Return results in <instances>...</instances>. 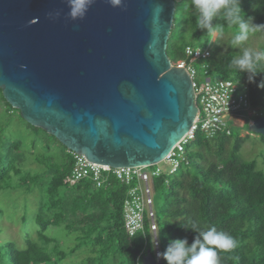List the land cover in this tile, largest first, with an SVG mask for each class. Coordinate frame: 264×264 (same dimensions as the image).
Instances as JSON below:
<instances>
[{"label":"water","instance_id":"1","mask_svg":"<svg viewBox=\"0 0 264 264\" xmlns=\"http://www.w3.org/2000/svg\"><path fill=\"white\" fill-rule=\"evenodd\" d=\"M161 6L162 11H157ZM61 10L58 19L47 13ZM177 0H0V88L30 125L112 168L162 162L199 114L189 73L167 48ZM264 136V116L249 122ZM144 264H164L152 253Z\"/></svg>","mask_w":264,"mask_h":264},{"label":"trees","instance_id":"2","mask_svg":"<svg viewBox=\"0 0 264 264\" xmlns=\"http://www.w3.org/2000/svg\"><path fill=\"white\" fill-rule=\"evenodd\" d=\"M181 2L177 0L167 48L174 64L185 59V46L206 48L211 46L214 36L200 29L196 11ZM241 8L246 18L250 16L254 23L264 24V0H241ZM214 23L237 29L223 20ZM233 58L235 56L227 50H212V77L240 80L248 74L230 67ZM258 71L261 72L255 76V83H250L255 119L264 116V89L257 87L264 80V67ZM0 95L10 107V113L16 110L20 113L5 100L2 89ZM27 125L31 131L51 136L62 148L60 157L49 151L47 154L38 152L36 161L43 168L34 174L25 171L10 154H0V192L16 185L32 187L36 184L44 190L35 219L38 238L26 235L24 248L15 241L0 242V264H59L68 255L81 251L87 254L82 260L85 264H144L146 255H155L147 217L143 230L135 236H130L126 230L124 204L129 186L113 176L99 189L89 179L70 185L75 166L73 154L53 135ZM231 136L218 135L210 139L198 132L187 147L188 162L178 173L164 174L154 180L155 188L164 189L167 201L166 215L159 223L162 253L170 240L186 239L191 244L199 234L193 227L206 231L215 226L238 242L231 251L217 250L219 264H264V169L259 168L255 160H241L239 153L244 140L240 136L233 140ZM261 137L264 142V136ZM9 147L7 151H17L22 143L17 141ZM47 147L50 149L49 143ZM64 189L67 191L63 192ZM60 226L76 234L75 245L69 253L58 251L59 244L47 234L50 227Z\"/></svg>","mask_w":264,"mask_h":264},{"label":"built area","instance_id":"3","mask_svg":"<svg viewBox=\"0 0 264 264\" xmlns=\"http://www.w3.org/2000/svg\"><path fill=\"white\" fill-rule=\"evenodd\" d=\"M185 59L172 62L173 67L185 69L191 76L195 90V101L199 107V114L191 131L172 149L170 154L162 161L170 165L166 172L160 166L162 162L137 168H112L88 161L83 154L70 151L75 159V166L70 179V185H75L81 179H89L96 188H102L108 177H116L121 183L129 186L127 199L124 204V222L130 236H135L143 230L146 217L150 221L151 235L155 249V258L161 251L159 238V224L154 209V185L156 178L166 174H176L182 165L188 162L187 147L196 138L198 132L206 138H216L218 135H232L229 121H243L246 119L238 116L247 113L252 118L256 115L250 98V83L248 74L242 79H215L211 75L212 47L206 48L187 45L184 48ZM200 64L203 73L197 68ZM205 76V81H199ZM253 110V111H252ZM237 124V125H238ZM155 167L148 171L147 168Z\"/></svg>","mask_w":264,"mask_h":264},{"label":"rangeland","instance_id":"4","mask_svg":"<svg viewBox=\"0 0 264 264\" xmlns=\"http://www.w3.org/2000/svg\"><path fill=\"white\" fill-rule=\"evenodd\" d=\"M190 1L191 0H182L181 4H185L188 9H192ZM184 10L185 7L182 6V12H185ZM237 30L238 29H228L226 27L222 33L215 34L212 39L213 43L211 44L212 50H227L235 57L240 55L244 49L252 51L264 50V30L250 34L248 40L241 46L232 47L230 41ZM197 68L202 74L203 71L200 64L197 65ZM199 81H205V76L200 77ZM238 116L246 119L247 126L246 124L241 126L238 123H236L238 124L236 125L234 121H229V124L232 130V139L234 140L240 136L244 140L239 153L240 158L243 161L255 160L258 162L259 168L264 169V142L262 137L250 131V118L247 116V113H242ZM254 119L255 117L253 120ZM238 122L240 123V121ZM28 128L27 123L21 118V113L17 110L10 113V107L0 95V154H10L12 159H17L19 165L25 169V171L34 174L40 172L43 168L36 161V154L38 152L47 154L49 151L55 156L60 157L59 154L62 147L59 143L54 141L51 136L45 135L44 132H34ZM17 141L22 143V147L17 151H15V149L11 150V152L9 150L7 151V149L10 148L9 146ZM48 143L50 144V149L47 147ZM160 166L164 171H169L170 165L167 162H162ZM154 169L155 167L147 168L148 171ZM151 185H154V183ZM43 191V187L36 184L32 187L16 185L14 188H6L0 192V210L2 211V214H0V242L15 241L21 248H24V238L26 235H30L35 240L38 238V226L35 219L44 197ZM64 191L67 190L64 189L63 192ZM153 196L155 201L154 209L159 224L166 215L164 209L167 201L165 200L164 189L161 187L155 188ZM47 234L55 238L56 243L59 244L58 251L69 253L75 245L76 234L66 229L64 226L50 227ZM79 254L81 256H77ZM79 254H70L66 259L59 262V264H85L82 260L84 255H87L86 252L81 251ZM163 262L167 264L166 260Z\"/></svg>","mask_w":264,"mask_h":264},{"label":"clouds","instance_id":"5","mask_svg":"<svg viewBox=\"0 0 264 264\" xmlns=\"http://www.w3.org/2000/svg\"><path fill=\"white\" fill-rule=\"evenodd\" d=\"M94 2L95 0H66L69 9L67 17L73 21L83 20ZM109 3L113 7L122 6V0H109ZM190 6L197 13L200 29L206 30L211 35L224 31L225 25L214 23L215 20H223L229 25L236 26L238 30L230 41L232 47L241 46L248 40L250 34L264 30V24L254 23L253 17H245L241 0H191ZM157 11H162V7L158 6ZM60 15L61 10L47 13L48 18L52 20L58 19ZM230 67L242 73H248V82L255 83V76L261 72L258 69L264 67V50L244 49L240 55L233 58ZM257 87L264 89V80ZM193 228L199 233L193 242L189 244L186 239L170 240L166 251L157 254L158 257L162 256L160 261L163 262L164 259L167 264H219L217 250L231 251L237 247L238 242L233 236L225 231L217 230L215 226L209 227L206 231Z\"/></svg>","mask_w":264,"mask_h":264},{"label":"crops","instance_id":"6","mask_svg":"<svg viewBox=\"0 0 264 264\" xmlns=\"http://www.w3.org/2000/svg\"><path fill=\"white\" fill-rule=\"evenodd\" d=\"M243 124H244V122L243 121H240L239 125H243Z\"/></svg>","mask_w":264,"mask_h":264}]
</instances>
